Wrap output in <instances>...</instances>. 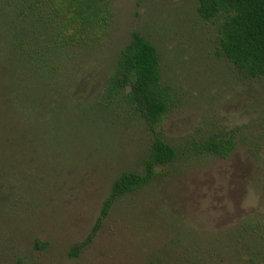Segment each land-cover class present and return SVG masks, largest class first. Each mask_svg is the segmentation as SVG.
Here are the masks:
<instances>
[{
	"label": "rangeland",
	"instance_id": "rangeland-1",
	"mask_svg": "<svg viewBox=\"0 0 264 264\" xmlns=\"http://www.w3.org/2000/svg\"><path fill=\"white\" fill-rule=\"evenodd\" d=\"M107 1L100 40L59 50L50 107L41 104L37 77L30 96L15 101L7 86L14 75L0 66V264H264V79L215 55L219 19L203 20L197 0ZM6 9L2 0L0 51ZM133 31L155 45L162 82L173 88L177 106L161 131L177 157L118 198L73 256L113 180L141 172L153 140L129 106L98 103ZM230 129L237 140L230 156L195 149Z\"/></svg>",
	"mask_w": 264,
	"mask_h": 264
},
{
	"label": "trees",
	"instance_id": "trees-1",
	"mask_svg": "<svg viewBox=\"0 0 264 264\" xmlns=\"http://www.w3.org/2000/svg\"><path fill=\"white\" fill-rule=\"evenodd\" d=\"M197 1V12L203 20L219 19L215 55L227 58L248 78L264 79V0ZM5 4L7 9L3 12L9 13L5 21L9 35L7 48L0 51V66L15 78L7 84L8 89L14 93V100L19 101L30 96L34 87L31 78L37 77L40 89L43 88L39 94L41 104L50 107L57 92L49 86L52 81L59 84L61 74L59 50L82 43L96 44L106 33L111 17L108 1L5 0ZM11 68L15 71L10 72ZM161 78L155 45L133 31L116 57L98 103L106 107L118 102L129 106L153 134V140L142 159V171L125 170L113 180L91 231L71 247V255L77 256L91 242L118 198L144 188L161 174L158 166L175 161L177 151L162 137L161 127L177 106V100L172 86ZM45 82L48 83L43 87ZM48 112L49 108L42 110L40 116ZM236 145V129H230L225 135L210 136L195 149L198 153L226 158ZM257 230H261L260 225L252 232ZM34 246L41 250L45 242L36 239ZM254 253L258 255L260 251Z\"/></svg>",
	"mask_w": 264,
	"mask_h": 264
}]
</instances>
